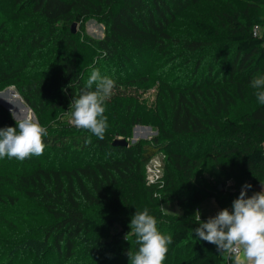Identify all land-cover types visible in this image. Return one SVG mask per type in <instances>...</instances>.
I'll use <instances>...</instances> for the list:
<instances>
[{"label":"trees","instance_id":"trees-1","mask_svg":"<svg viewBox=\"0 0 264 264\" xmlns=\"http://www.w3.org/2000/svg\"><path fill=\"white\" fill-rule=\"evenodd\" d=\"M205 1L8 0L23 23L14 29L11 20L1 22L0 89L14 86L48 135L41 155L0 159V264H99L110 261L112 250L125 261L137 248L131 246L136 241L124 240L132 214L110 217V227L117 222L120 230L102 240L98 213L111 205V189L125 179L141 180L156 200L158 182L147 183L146 165L157 153L188 177L207 165L217 183L204 180L205 196L222 207L230 206L245 181L252 185L248 194L260 190L264 105L250 80L264 72V14L252 17L249 8L264 6V0L236 6L234 0H208L212 18L197 12ZM89 18L105 25L104 37L83 31ZM92 67L114 78L113 93L142 85L154 73L161 93L153 110L119 90L106 101L103 139L76 128L69 104ZM142 123L158 133L127 146L112 144ZM14 124L0 104V126ZM202 196L194 194L197 202ZM178 220L165 258L189 241L190 251L172 264H233L234 254L194 238L195 216ZM85 238L91 242L82 248ZM86 249L88 261L80 253Z\"/></svg>","mask_w":264,"mask_h":264},{"label":"clouds","instance_id":"clouds-1","mask_svg":"<svg viewBox=\"0 0 264 264\" xmlns=\"http://www.w3.org/2000/svg\"><path fill=\"white\" fill-rule=\"evenodd\" d=\"M115 84L114 78L92 67L84 89L70 101V123L103 139L107 128L106 101ZM250 87L256 101L264 105V72L250 80ZM9 111L15 124L0 126V159L23 160L41 155L46 147L43 140L48 135L46 128L32 118L17 119L15 111ZM261 185L260 190L248 194L252 185L245 181L230 206L220 208L206 219H201L197 210L194 238L214 244L218 252L235 254L233 264H264V182ZM129 227L125 238L129 232L133 233L137 248L128 251V264H163L171 237L158 229L156 217L147 208L135 210Z\"/></svg>","mask_w":264,"mask_h":264},{"label":"rangeland","instance_id":"rangeland-1","mask_svg":"<svg viewBox=\"0 0 264 264\" xmlns=\"http://www.w3.org/2000/svg\"><path fill=\"white\" fill-rule=\"evenodd\" d=\"M234 1L236 6L238 3L243 4L245 0ZM209 3L210 2L207 0L201 6L197 7V12L200 16H210V18L213 17L215 12L211 10ZM14 7L15 6H13L11 2H8V0H0V25L2 20L5 19L11 20L13 25L12 27L14 29L19 26L20 23H23L21 16H16ZM249 10L252 17L264 14V6L249 8ZM214 20L218 21V19L216 18ZM12 27H10V29ZM75 30L76 32H79L81 30L80 23H77V25L75 26ZM1 31L2 28L0 27V33ZM83 31L91 37L102 38L105 35V25L96 18H89L84 23ZM3 32L7 33L8 31ZM183 32H190L192 34L195 33L192 29H185L183 30ZM149 75L150 81H146V83H143L139 86L124 85L123 87H119L118 91L121 90L125 96H130L132 99H137L141 105L145 106L146 109L152 108L151 110H153L157 94L161 93V91L159 90L160 81L156 78L154 73H149ZM171 81L175 80H169L168 84H170ZM12 88L15 87L12 86ZM118 91L115 90L114 93H119ZM9 94L14 97V100L11 103L12 107L18 108L19 106H21L18 103L19 101H17L18 98H16V96H20L16 94V92H13L11 90L9 91ZM9 94L0 95V100H2L3 103H6V98ZM17 113L20 112L17 111ZM21 114H25V112ZM21 114L17 115L21 116ZM31 114L32 118H35L38 121L36 114L30 108V110L26 112V117L31 118ZM148 119H150V117H148ZM146 127H149V129H146ZM157 133V128H155L153 125H150V123L137 124L132 129L131 136L128 137V140L130 143H135L141 139H148L156 135ZM117 138H121V136H118ZM152 158H156L159 162L158 164L160 181L157 183V186H159V188L155 192V195H157L156 200H150L141 180L137 179L138 181H132L131 179H125L120 181L111 189L112 195L114 197L111 205H105V207H103L102 210H100L98 213L100 218H102L103 220L102 222L104 228L100 239L103 240L110 234L112 235L113 233L119 232L120 225L117 222L113 227H110L109 224V218L118 217L119 214H122V216H124L127 214H133L135 210L141 211L147 208L149 213L156 217L158 229L164 234L170 235L173 228H180V221L178 220L179 217L185 216L186 218L190 219V216L193 217L196 215L195 212L197 210H199L201 216H210L214 215L220 208H223L215 199V197L209 198L205 196L207 192L202 187L204 184H206L204 180L217 183V181L213 179L214 175L211 169L207 168V165L202 166L199 169H203V173L198 171L197 173H195L196 175H194V171L192 173L193 177L191 175H189L190 177H188L183 170L179 169L173 164V160H167L168 157H166L164 153H157ZM148 164L150 169H148V166L146 165V181L147 176L149 177L153 172L151 170V160ZM230 182L236 183L235 180H232ZM163 189L164 191L161 194V190ZM196 192H201V195H203L202 199L199 202H197L194 197V194H196ZM118 198L123 199L124 203H121ZM131 236H133V233L128 234L127 239L124 236V240L127 242H135V238L131 239ZM90 242L91 240L89 238H85V240H82L81 242V247L86 248ZM131 246H137V243ZM189 251L190 241L184 243L179 248H176L173 253H171L170 257H166L164 259L163 264H172V261L175 258H182ZM87 252L88 249H86V251L84 252L80 251V253L82 254L81 256L86 261H88L87 258H91V254H88ZM92 252L97 253V248L93 247ZM106 257L110 258V261H105L103 263H101L100 261L99 264H128L129 260V258L127 257L126 260L123 261L125 259V256L122 253L118 252V250H112L110 253H107ZM111 258H115V260L113 261V259Z\"/></svg>","mask_w":264,"mask_h":264},{"label":"water","instance_id":"water-1","mask_svg":"<svg viewBox=\"0 0 264 264\" xmlns=\"http://www.w3.org/2000/svg\"><path fill=\"white\" fill-rule=\"evenodd\" d=\"M77 25V22H74L72 24V29L75 30V26ZM13 91V92H16V94H18L20 96V94L17 92V90L15 88H12V86H9L3 90H0V94L2 93H7L8 91ZM18 101L21 105H23L24 107L30 109V107L23 101V98L20 96L18 97ZM0 104L3 105L4 107H6L8 110L10 109L8 105H6L5 103L1 102L0 101ZM15 115V113H14ZM17 119H23V118H30V117H22V116H18V115H15ZM32 119H35V118H32ZM36 120V119H35ZM139 126V125H138ZM146 128H149V127H146ZM113 145H123V146H127L130 144L129 140L127 138H116L113 140L112 142Z\"/></svg>","mask_w":264,"mask_h":264},{"label":"built area","instance_id":"built-area-1","mask_svg":"<svg viewBox=\"0 0 264 264\" xmlns=\"http://www.w3.org/2000/svg\"><path fill=\"white\" fill-rule=\"evenodd\" d=\"M254 31L256 34H261L262 33V28L259 25H255ZM154 157V156H153ZM151 170L153 171L152 174L148 177L147 176V181L149 184L156 183L160 181L159 178V162L156 158H151ZM150 160L148 163H150ZM147 163L148 169H150L149 164ZM146 166V167H147ZM235 255V254H234Z\"/></svg>","mask_w":264,"mask_h":264},{"label":"bare ground","instance_id":"bare-ground-1","mask_svg":"<svg viewBox=\"0 0 264 264\" xmlns=\"http://www.w3.org/2000/svg\"><path fill=\"white\" fill-rule=\"evenodd\" d=\"M3 94H9V91L6 93H2V94H0V95H3ZM16 98H18L17 96H16ZM7 100H6V105H8L9 106V108L10 109H12L13 111H15L14 113H15V115H17V114H21V113H23V112H25V114H21V116L22 117H24V116H26V112H28L30 109H27L26 107H24L23 105H21L19 102V104L21 105V106H19L18 108H14V107H12V102H13V100H14V97H12L10 94L7 96V98H6ZM10 100V101H9ZM1 102H2V100H0ZM18 101V100H17ZM17 111L18 112H20V113H17ZM18 116H20V115H18ZM31 118H32V114H31ZM146 129H149V128H146Z\"/></svg>","mask_w":264,"mask_h":264},{"label":"crops","instance_id":"crops-1","mask_svg":"<svg viewBox=\"0 0 264 264\" xmlns=\"http://www.w3.org/2000/svg\"><path fill=\"white\" fill-rule=\"evenodd\" d=\"M261 186H262V185H261ZM261 186H260V187H261Z\"/></svg>","mask_w":264,"mask_h":264}]
</instances>
